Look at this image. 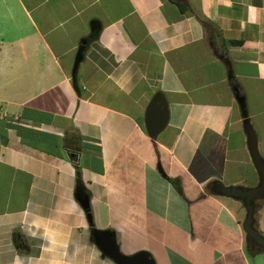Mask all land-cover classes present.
Returning <instances> with one entry per match:
<instances>
[{"label":"crops","instance_id":"1","mask_svg":"<svg viewBox=\"0 0 264 264\" xmlns=\"http://www.w3.org/2000/svg\"><path fill=\"white\" fill-rule=\"evenodd\" d=\"M238 96L264 158V0H0V264H118L96 229L156 264H264L244 202L215 191L260 182Z\"/></svg>","mask_w":264,"mask_h":264},{"label":"water","instance_id":"2","mask_svg":"<svg viewBox=\"0 0 264 264\" xmlns=\"http://www.w3.org/2000/svg\"><path fill=\"white\" fill-rule=\"evenodd\" d=\"M84 46L79 48L76 55L72 77L76 81V73L79 63L84 57ZM241 111L244 117V129L248 136V146L252 160L258 170L260 182L256 187L244 186H229L223 183L215 185V191L218 194L240 199L244 202L246 207V217L243 221V228L246 232V239L249 246L256 250L264 249V235L255 225V210L257 201L264 198V158L261 156L255 130L248 117L245 98L238 96ZM170 110L168 101L162 92L154 95L147 106L145 112V127L148 135L152 139H157L159 134L166 128L169 123ZM160 171H164L159 165ZM76 199L80 202L82 207L87 212L88 219L92 223V215L90 213V200L88 194L82 191L81 188L76 187ZM92 239L103 252L104 255L110 257L118 264H156L152 255L147 251H138L134 254H125L120 250V246L116 239L115 231L111 229H96L92 231Z\"/></svg>","mask_w":264,"mask_h":264},{"label":"trees","instance_id":"3","mask_svg":"<svg viewBox=\"0 0 264 264\" xmlns=\"http://www.w3.org/2000/svg\"><path fill=\"white\" fill-rule=\"evenodd\" d=\"M202 22H203L204 26L207 25L206 21H202ZM219 56L226 61V63L228 64V67L230 69V62H229L228 57L223 55V54H219ZM232 86L234 87L235 91L240 95L238 84L235 82L234 79H232ZM68 147L71 149L70 150V157L76 165V187L81 188L82 191L85 192V186H84V183L82 180L81 169L79 166V149L75 148V147L73 148L70 145ZM172 182H173L174 186L181 192L179 181L177 179H172Z\"/></svg>","mask_w":264,"mask_h":264},{"label":"rangeland","instance_id":"4","mask_svg":"<svg viewBox=\"0 0 264 264\" xmlns=\"http://www.w3.org/2000/svg\"><path fill=\"white\" fill-rule=\"evenodd\" d=\"M163 135H164V133H162V134L160 135V137L162 138ZM256 227H257V226H256ZM120 242L122 243V247L119 245V246H120V249H121L122 252H123L124 250H128V249L131 248V247H128V246L125 245V243H126L125 241H123V240L121 241V240H120ZM118 244H119V243H118Z\"/></svg>","mask_w":264,"mask_h":264}]
</instances>
